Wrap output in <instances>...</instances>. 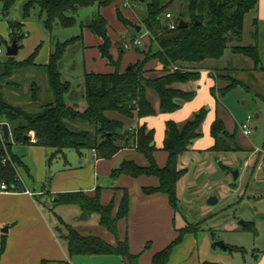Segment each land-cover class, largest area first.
Listing matches in <instances>:
<instances>
[{"label":"trees","instance_id":"1","mask_svg":"<svg viewBox=\"0 0 264 264\" xmlns=\"http://www.w3.org/2000/svg\"><path fill=\"white\" fill-rule=\"evenodd\" d=\"M15 1L0 0L3 16L9 13ZM114 1L26 0L22 5V20L37 16L43 27L53 35L58 28L74 27L75 16L80 9L93 6L101 8L113 4ZM174 1L149 0L146 3V14L142 22L149 33L148 42L146 47L132 49L141 53L142 59L122 71L115 68L110 73H84L83 110L66 102L70 84L64 80L61 72L64 56L77 40L80 41L81 35L65 41H54L53 50L45 65L34 63L39 46L25 60L16 61L14 57H8L5 63H0V120L11 128L12 140L26 143L34 137L36 145L53 149V155L63 154L68 149L78 153L83 150H94L100 159L111 158L125 147L134 148L144 157L147 164L141 166L132 160L123 161L112 169L110 177L115 179L120 175L133 178L155 176L158 178V186L146 188L145 191L166 194L171 206L177 209L176 184L183 175V171L177 167V161L193 140L201 135L199 128L205 119L206 109L201 108L193 118L181 126L170 120L166 122L162 149L167 152L168 158L162 168L157 166L153 157L156 151L153 143L154 131L142 124L125 137L122 119L135 117L141 119L155 114L147 98L149 91L154 92L159 99V112L170 113L177 110L180 101L191 100L195 93L181 91L175 84L199 79L201 70H209L213 77V73L220 70L216 65L227 48H230L232 53L251 59L257 69L263 68L260 66L255 44L249 46L238 44L243 36L244 18L256 7L258 0H177L179 9L175 19L176 27L169 29L165 14L170 13L169 9ZM36 9L38 13L34 15ZM115 14L117 20L125 27L130 25L118 7L115 8ZM180 20L186 22L185 27L178 28ZM253 23L255 24V21ZM80 27L87 28L101 39L102 43L99 45L101 56L113 63L109 53L111 41L105 18L96 12L89 23L81 24ZM8 29L10 43L15 40L21 48V42L27 36L23 31V24L12 19L8 21ZM133 29L136 31V26ZM231 43L235 44L230 45ZM120 48L122 49L121 45ZM152 59H156L161 66L159 75H153L154 70L145 67ZM31 67L35 70L40 67L45 71L53 99L40 103L37 96L38 84L33 81L28 97L22 102L20 98L16 99L18 105H14L6 97V89L18 85L12 80L17 72ZM218 78L227 83L220 88L213 86L211 93L214 96L216 92L218 95H224L236 87L246 89L243 82L234 77L218 74ZM108 113H113L119 118H115L116 116L111 118ZM210 134L214 139L212 147L214 150L240 149L235 141V131L228 133L220 119L215 118L211 123ZM10 146L8 139L0 142V158L4 159L7 154L9 155V160L3 165L0 164V183L5 182L8 186L17 188L15 166L19 161L9 152ZM120 190L122 197L116 211L114 197L107 204L101 203L100 188L92 195L78 191L60 193L56 196L55 205H76L87 215L97 214L98 225L107 230L115 240L114 244H110L98 236L81 235L63 222L65 232L60 233L67 242L70 256L116 255L124 264H138L140 253L132 254L129 251L128 238L120 239L118 233L117 224L128 216L130 205L126 189H113L114 193ZM190 229L192 228L186 227L180 230L176 240L153 256L151 264H167L173 247L179 242L182 234ZM2 249L3 244L0 250ZM41 264L46 262L42 261Z\"/></svg>","mask_w":264,"mask_h":264},{"label":"crops","instance_id":"2","mask_svg":"<svg viewBox=\"0 0 264 264\" xmlns=\"http://www.w3.org/2000/svg\"><path fill=\"white\" fill-rule=\"evenodd\" d=\"M0 12L3 17V20L0 21V37L4 38V42L9 41L8 21L12 19L11 17H13V20L22 23L23 31L27 33L14 59L16 61L27 59L34 49L39 46L34 63L36 65L47 64L54 47V41L60 40H57L54 34H50L41 23L33 19V16L31 19L22 20V14L20 15L18 11L16 13L9 12L6 16H3L1 3ZM97 12L107 21V31L111 41L109 53L113 63L101 56L99 50V45L102 43L101 39L87 28L80 27L81 32L79 35H81V39L80 41L77 40L68 49L61 68L64 80L70 84V92L66 96L68 104L73 90V87H71L72 73L78 66L81 67L80 73L83 79L85 72L110 73L115 68L122 71L143 57L137 51L128 52L129 50L125 51L120 48L128 30L117 20L114 4L97 8ZM247 14L250 15L248 29L246 30L245 23H243V41L238 44L248 46L255 44L260 66L263 69H257L251 59L232 53L230 48L226 49L221 58V60L228 58L230 62H227L226 65H220V60L216 66L218 68L219 65L218 69L227 68L235 72L239 75L236 79L243 82L248 89V85L242 78L250 79V82L253 83L261 82L264 85V0H258L256 7ZM253 21H255V24ZM87 23L89 22H82V25ZM143 39L144 45L142 47L147 45L148 42L147 37ZM233 44L235 43L230 45ZM145 67L154 70L153 75L161 73V66L156 59L150 60ZM65 68L67 72H65ZM203 78H207L209 94L215 104V114L207 121L205 120L208 113L206 110L205 119L199 128L201 135L194 139L187 151L178 158L177 167L183 171V175L176 184L177 202L191 182L190 165L193 160L210 150H214L212 148L214 139L210 134L211 123L215 118L220 119L223 123L222 117L226 115L222 108L218 111V93L216 92V96L211 93L213 86L220 88L226 84L218 83V80L216 81L214 76L212 77L209 70L200 71L199 79ZM199 79L175 84V87L181 91L195 93L191 100L180 101L177 110L170 113L159 112V99L154 92L149 91L147 98L155 110V114L141 119L137 117L122 119L124 131L128 127L136 128L142 124L154 131L153 143L156 151L153 157L160 168L165 166L168 158L167 152L162 149L166 122L170 120L181 126L187 120L193 118L194 114L201 108H204L199 99L202 96H207L201 94L200 90H195L196 82ZM115 118L119 117L116 116ZM224 128L230 134L236 129L234 127L232 131H229L225 125ZM2 138L4 139V137ZM7 139L11 143L9 152L19 161L15 166L19 183L17 188L12 185L9 186V191L0 190V249L3 244V249L0 250V264H41L42 261H45L46 264H70L71 257L68 253L67 242L61 237L62 231H59L60 228H57L58 223L60 226L63 223L56 212L57 205H55L56 196L60 193L81 191L92 195L97 188H100L101 203L107 204L114 197V211H116L122 192L120 190L114 193L113 189H126L130 199L129 213L125 219L118 222L117 227L120 239L128 238L129 251L132 254L140 253L138 264H151L153 256L176 240L180 230L186 228L189 224L198 223L200 225L201 220L182 214L178 209V205L177 209H174L166 194L145 191L146 188L158 186V178L155 176L133 178L120 175L115 179L110 177L112 169L118 167L123 161L132 160L141 166L147 164L144 157L134 148L125 147L111 158L100 159L96 156L94 150H83L78 153L75 150L68 149L63 154L53 155V149L36 145L32 140L35 139L34 137L26 143L14 142L10 127ZM237 145L240 148L239 150H242L243 147ZM14 146H23V149L16 150L15 153L12 151ZM215 151L220 154L232 152ZM0 159V164L3 165L9 160V155L7 154L4 159ZM244 165L246 167L247 162ZM237 177H239V173ZM101 179L100 183L99 180ZM26 190L32 194L26 193ZM76 207L78 208L77 214H82L83 211L78 206ZM90 215H87V218ZM200 229L192 228L182 234L179 242L173 247L167 264H233L228 257L219 253L220 251H216V248H220L215 246L216 242L210 246L211 242L207 235H203L202 245L199 244L197 232ZM77 232L84 236L90 235L86 234L85 231ZM102 234L106 242L115 243L114 238L104 228H102ZM210 247L211 249L215 247V249L210 250ZM229 247L231 246H227L226 250H232ZM121 264H124L122 260Z\"/></svg>","mask_w":264,"mask_h":264},{"label":"rangeland","instance_id":"3","mask_svg":"<svg viewBox=\"0 0 264 264\" xmlns=\"http://www.w3.org/2000/svg\"><path fill=\"white\" fill-rule=\"evenodd\" d=\"M25 1L16 0L9 12L16 13L18 11L21 15L22 5ZM148 1L142 3L132 1L131 8L127 10L120 9L119 0L114 1V7H118L121 15L130 23L128 27H125L128 32L124 41L132 39L135 34L136 36L144 35L147 31L142 19L145 17ZM178 4L175 0L169 9L174 22L179 9ZM96 12L97 7L95 6L80 9L75 16L76 25L70 29L58 28L54 33L56 39L65 41L79 35L80 24L90 22ZM37 13L36 9L34 15ZM33 17L31 18L40 23L37 16ZM11 18L13 19V17ZM249 19L250 15L246 14L244 18L246 30ZM1 20L3 17L0 12ZM134 26H140L142 29L136 33L133 29ZM242 41L243 37L240 42ZM9 44L10 41L4 42V38L0 37V63H5L8 60L6 47ZM128 52H135V50ZM227 62H230V59L224 58L219 64L226 65ZM36 69L25 68L13 76L12 80L18 85L16 87L9 86L6 89V97L11 103L18 105L16 99L20 98L22 102L27 98L30 93V84L33 81L38 84L37 96L40 103H46L53 99L45 71L40 67ZM66 70L65 68V72H67ZM80 72L81 67L78 66L72 73L71 87L73 90L69 104L76 105L79 110H83L85 102L81 97L83 79ZM218 74L234 78L239 76L227 68L216 70L213 76L220 84H226L227 81L218 78ZM242 79L248 85V89L236 87L217 97L218 111L222 108L226 112V115L222 117L223 123L229 131L236 127L234 129L235 141L243 147L242 150L223 154L210 150L194 159L190 165L191 182L184 194H181L177 205L182 214L201 220V227L198 223L187 226L188 228H201L197 232L200 245H202V237L205 234L211 242L210 246L215 242L222 241L225 245L233 247L232 250L216 248V251H220L219 253L228 257L233 264H264V85L261 82H250V79L247 78ZM195 87L196 91L200 90L201 94L207 96H202L199 102L208 111L205 119L208 121L215 114V104L209 94L207 78L199 79ZM248 115L252 117L249 121L251 133L244 136L239 126L247 122ZM108 116L113 118L116 115L108 113ZM205 137L207 136L205 135ZM21 149L23 146L12 147V151L15 153L16 150ZM246 162L247 166L245 167ZM233 171L239 173V177L235 180L232 177ZM101 181L102 179L99 180L100 183ZM210 196L215 197L218 201L214 206L206 204ZM77 211L78 208L73 205L58 204L56 208L57 214L65 224L79 232L85 231L86 234L104 239L102 228L98 225V215L93 213L87 219H81L82 214H77ZM57 228H60L62 233L65 232L63 225L60 226L59 223ZM212 249L210 247V250ZM70 257V264H121V258L112 255L94 254Z\"/></svg>","mask_w":264,"mask_h":264},{"label":"built area","instance_id":"4","mask_svg":"<svg viewBox=\"0 0 264 264\" xmlns=\"http://www.w3.org/2000/svg\"><path fill=\"white\" fill-rule=\"evenodd\" d=\"M132 0H119V7L120 9H123V10H127V9H130L131 8V4H132ZM172 15L171 13H166L165 14V19L167 21V26L169 29H174L176 27V23L173 21L172 19ZM149 36V33L147 31H145V34L144 35H139V36H134L132 39H129L128 41H124L122 43V50H131L135 47H142L144 45V37H147L148 38ZM1 52V51H0ZM252 119V117L250 115L247 116V122L245 123H242L240 125V130L241 132L245 135V136H248L250 133H251V129H250V125H249V121ZM5 122L1 121L0 120V140L2 141L3 140V131H2V125L4 124ZM133 127H128L127 130H126V135L125 137H128L132 132H133ZM33 141H35V139H32ZM19 183V181H17V184ZM0 190H4V191H9V186L5 183V182H2L0 184ZM26 193L28 194H32L30 191L26 190L25 191Z\"/></svg>","mask_w":264,"mask_h":264},{"label":"water","instance_id":"5","mask_svg":"<svg viewBox=\"0 0 264 264\" xmlns=\"http://www.w3.org/2000/svg\"><path fill=\"white\" fill-rule=\"evenodd\" d=\"M144 0H140V2H143ZM178 28H183L186 26V22H184L183 20H180L178 22ZM140 30V26H136V32H139ZM18 50H19V46L16 43V41H12L7 47H6V55L8 57H15L18 54ZM257 116V115H256ZM2 131H3V137L4 139H7L9 136V126L7 123H4L2 125ZM1 160V159H0ZM233 175V179L237 178L238 172L237 171H233L232 172ZM217 202V199L213 196H210L207 200V204L208 205H214ZM81 219H87V215L86 213H82V218ZM215 246L220 247L222 249H226L227 246L222 242V241H218L215 243Z\"/></svg>","mask_w":264,"mask_h":264}]
</instances>
